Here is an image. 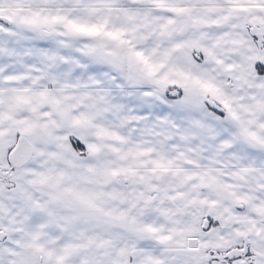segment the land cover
Here are the masks:
<instances>
[{
	"label": "snow or ice",
	"instance_id": "obj_1",
	"mask_svg": "<svg viewBox=\"0 0 264 264\" xmlns=\"http://www.w3.org/2000/svg\"><path fill=\"white\" fill-rule=\"evenodd\" d=\"M0 264H264V0H0Z\"/></svg>",
	"mask_w": 264,
	"mask_h": 264
}]
</instances>
